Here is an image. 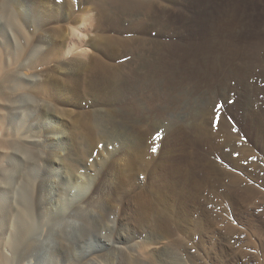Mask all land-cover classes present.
<instances>
[{
  "label": "bare ground",
  "instance_id": "6f19581e",
  "mask_svg": "<svg viewBox=\"0 0 264 264\" xmlns=\"http://www.w3.org/2000/svg\"><path fill=\"white\" fill-rule=\"evenodd\" d=\"M87 1L92 5L90 8H82L80 2L72 4L77 12L69 10L68 15L64 7L49 9L45 5L29 3V0H16L7 6L0 4V37H5L6 50L12 52L16 38L26 42L25 61L21 67L32 68L45 61L56 64L27 77L6 72L0 53V123L19 134L17 140H0V148L16 151L18 142L33 144L34 140H27L29 126L25 123L37 112L46 116L43 135L38 141L43 138L45 149L49 148L43 152L46 169L43 167L41 172L44 174L36 175L33 168L28 169V164L14 170L23 183L20 191L8 194L11 188L8 172L3 170L0 174V227L4 228L0 229V264H60L70 246L78 245L83 239H87L88 244L82 245L89 246L76 264H115L117 254L121 257L117 264L127 259L136 264L152 261L172 246L176 229H192L177 206L180 199L190 194L192 188L189 189L188 184L207 182L209 169L211 172L216 169L202 152L203 144L216 145L217 138L208 128L211 116L208 106L223 100L229 111H239L243 118H247L250 110L259 114L253 105L257 96L264 93V42L234 52L220 40L200 41L185 52L180 67L170 69V74L181 79L177 90L166 86L165 77L169 74L156 65L157 42L148 41V50H142L134 57L133 54L126 62H113L119 59L117 54L131 51L141 44V40L131 36L123 39L120 32L102 35L100 31V34L91 35L90 31L97 26L93 20L108 13L101 6L107 7L115 0ZM138 2L149 4L150 0ZM22 3L26 4L27 14L41 21L34 32L30 27L28 32L23 29L20 21L24 13ZM154 3L160 6L158 1ZM79 18L81 22L76 23ZM50 21L71 23L67 33L60 34V44H57L56 36L47 31ZM136 21L146 33L145 21ZM111 25L113 30H120ZM18 54L21 56L22 52ZM106 67L111 69L108 75L92 74ZM53 73L57 74V79H53ZM54 80L61 83L58 89L61 93L86 100V108L73 110L70 100L64 102V109H60L49 102L42 104L27 94L12 97L18 89L37 93L42 87L54 94L50 86ZM228 100L231 105H227ZM56 101L58 105L62 104V101ZM186 106L193 107L189 119L179 113ZM260 106L264 114V102ZM28 109H33V114L26 113V116ZM104 114L110 115L109 132L97 123ZM67 115H72V119L63 121L62 117ZM12 119L17 121L16 125L15 122L11 124ZM166 119L170 121V129L155 156L145 145V135L150 124L155 126L156 121ZM185 120H190L191 124ZM100 141H114L117 146L107 148L105 145L94 155ZM16 157L1 156L11 170L16 167L13 168ZM89 158H92L90 162ZM200 172L203 173L201 177ZM206 182L204 186L208 184ZM102 230L107 235L102 236ZM91 234L96 237L89 236Z\"/></svg>",
  "mask_w": 264,
  "mask_h": 264
},
{
  "label": "rangeland",
  "instance_id": "374dc122",
  "mask_svg": "<svg viewBox=\"0 0 264 264\" xmlns=\"http://www.w3.org/2000/svg\"><path fill=\"white\" fill-rule=\"evenodd\" d=\"M2 1L3 2L0 4L7 6L9 2H15L16 0ZM29 1V3H37L41 6L45 5L44 7L49 9L58 6L64 7L63 10L67 15L70 12L69 10L76 11L72 4L78 5L80 2V5L84 9L92 6L87 0ZM121 1L122 0H115L116 4L112 1L107 7L106 5L103 7L101 6V9L105 7V10L108 11V15L102 16L103 18H99L100 20L98 18L93 20V24L97 26L96 29L94 28L95 31L93 29L90 31L91 35L94 36V34H98L100 31L102 35H116L117 32H120V37L123 39L131 36L141 40V44L131 48V51L129 50L128 52L117 54L119 59L113 61L116 64L126 62L132 58L133 54L134 57L136 53H140L142 50H148V41L157 42L158 44L155 45L156 65H160L157 66L167 71L169 76H171L165 77L167 79L165 80V83L167 82L166 86L175 87L177 90L180 87L178 86V81H181V79L177 77V75H174V77L170 72H172L174 68L181 66L180 64L184 60L183 57L185 52L190 48H194L200 41L208 42L220 40L234 52L250 45L255 46L264 42V0H150L149 4H140L138 0H132V3L130 0H127V2L124 0L122 4ZM155 1L159 2V7L155 5ZM69 3L71 6H69ZM117 4H122V7H119ZM109 5H113V8H110ZM116 5L119 8L116 7ZM21 8L24 10V13H22L23 19L20 20L23 29L28 32L30 27L34 32L38 29L41 21L34 19L26 13L27 8L25 3H22ZM153 8L155 9L153 10ZM15 14H17L16 10ZM31 14H33V10ZM103 19H105L106 22ZM137 19H139L140 23L141 21H145L147 25L146 33L142 32V28L137 25ZM80 20L81 18L77 19L76 23H80ZM110 23L115 25V29L120 30H113V25ZM70 25L71 23L69 21H50L47 31L49 35L56 36V42L58 41L57 44H60V34H66L67 27ZM106 25L108 27L110 26V28ZM11 39L13 40L12 36ZM15 43L12 52H10L9 49L6 50L4 47L5 37H0V53L5 63L6 72L33 77L40 71L52 68L56 65L53 61H45L32 68H22L21 64L25 61L24 55L27 50L26 42H21L16 38ZM19 51L22 52L21 56L18 54ZM107 62L109 61L107 60ZM108 68L109 67H106L95 71L96 73L94 72L92 74H94V76L108 75L111 71V69ZM52 77L53 79H57V74L53 73ZM170 81L171 83H169ZM56 82L57 81L52 82L55 85L50 83L54 94L46 87H42V89H38L37 93L34 90L26 91L18 89L13 93L12 97L27 94L42 104L49 102L50 105L57 106L60 109H64L66 107L64 102L70 100V102L73 103L71 105L73 110H82L86 108V100L70 98L69 94L61 93L58 90L61 88V83ZM166 86L164 85L165 88ZM57 99L62 101V104L58 105V102H55ZM262 102H264V93L257 96L253 105L254 110L259 114L256 115L254 111L250 110V112L246 114L247 118L240 116L241 113L239 111H229L223 100H217L214 102L215 104L213 103L208 106V109L211 110L208 128H211L212 133H214L217 138L215 140L216 145L215 143L203 144L202 152L203 155L206 154V158L216 166L217 170L215 169L216 171L213 170L211 172L209 169L208 175L206 176L207 182L205 181L208 184H205V186V182L202 183L203 185L191 183V186L188 184L189 189L192 188L191 191L193 192L191 193L189 190L190 194L186 195L185 198L182 197L183 200L180 199L181 203H179V207L177 206L183 218H187L186 220L190 222L188 226H190V228L192 227V229H190V231L184 229H180V231L176 229L172 246L156 255L154 258L155 260L146 261L144 264H264V114L262 112L263 107L260 106ZM229 104H232L230 100H228L227 105ZM192 109L193 107L186 106V109L179 113H182L181 116L184 114V119H189L191 118ZM26 113L32 115L33 109H28L25 112L27 116ZM108 116L110 117V115L104 114L100 116L97 121L106 132L111 130V120ZM45 117L46 116L41 112H37L32 118H27L28 121L25 123L29 126V131L26 134L27 140H34L35 142L33 144L30 142H18L19 148H17L16 151H12L11 148H0V174L3 170H7L9 187L12 188L9 189L8 194L16 193L23 184L22 181L15 176L14 170L16 171L21 167L25 168L24 166L28 164V169L33 168L36 175L38 174L40 176L44 174L41 172L45 165L43 152L49 150V148L45 149L46 144L43 138L40 141L38 140L40 139L39 137L43 135V122ZM102 117H104V119H102ZM62 119L63 121H69V119H72V115L63 116ZM172 119L176 121V117ZM215 119H218L219 123L214 127L213 121ZM174 120L173 124L175 123ZM185 121L187 124H191L190 120ZM13 122H15V125L17 124V121H14V119H12L11 124H13ZM156 123L155 126L153 123L152 125L150 124L148 132L145 135V145L148 146L150 154L155 156L157 152L155 154L152 153L151 148L156 147L157 151L158 149L160 150L163 140L166 138L170 129V121L167 119L161 122L160 120L159 122L156 121ZM99 128L101 129V127ZM107 128L110 129L108 130ZM157 135L159 138L153 140V137ZM17 136L19 137V134H14L10 126L0 123V140L13 141L14 139H18ZM51 138H53V136H51ZM96 145L97 148L94 150V155L99 148L105 147V145L107 148H113L117 146V142L104 143V141H100ZM18 149L19 153H17ZM184 150L188 151L186 147H184ZM22 152H28L30 155H28V153H23L25 154V156H23V154H20ZM7 154L12 155V157L17 156L16 158L18 159L14 158L16 165H13V168L14 166L16 167L12 170V167L7 165V163L2 160L3 158H1V156L6 158ZM26 157L29 160L26 159ZM31 157L34 161H30ZM184 157H186V155ZM24 159L27 160V162ZM91 159L92 158H89L88 161L90 162ZM44 172L46 173V171ZM210 173H212V175ZM198 175L201 177L203 173L200 172ZM77 176L81 178V175ZM43 177L46 179V174L43 175ZM17 179H19V181ZM195 186L196 188H194ZM194 196H196V198H193ZM174 225L180 226V224ZM0 229L2 230L4 228L0 227ZM105 234L107 235L105 230H102L101 235L104 236ZM89 236L93 238L96 237V235L93 234ZM83 243L88 244L87 239H83L78 245L74 244L72 247L70 246L66 253L63 254L60 264H76L78 257L83 254V250L89 246L82 245ZM117 256L115 257L116 260H114L115 264L120 262L118 260H121L120 255L117 254ZM127 260V262L122 261L121 264H136L133 261L129 262V259Z\"/></svg>",
  "mask_w": 264,
  "mask_h": 264
},
{
  "label": "snow or ice",
  "instance_id": "6c2138e0",
  "mask_svg": "<svg viewBox=\"0 0 264 264\" xmlns=\"http://www.w3.org/2000/svg\"><path fill=\"white\" fill-rule=\"evenodd\" d=\"M218 123H219V120H218V119H215V120L213 121V126L215 127ZM158 138H159V137H158V135H157V136L153 137V140L158 139ZM151 152L155 154V153L157 152V148H156V147H152V148H151ZM141 178H142V177H141Z\"/></svg>",
  "mask_w": 264,
  "mask_h": 264
}]
</instances>
